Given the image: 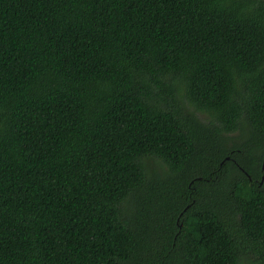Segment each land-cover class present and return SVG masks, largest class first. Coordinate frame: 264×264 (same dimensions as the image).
<instances>
[{
  "label": "trees",
  "instance_id": "1",
  "mask_svg": "<svg viewBox=\"0 0 264 264\" xmlns=\"http://www.w3.org/2000/svg\"><path fill=\"white\" fill-rule=\"evenodd\" d=\"M263 157L264 0H0V264H264Z\"/></svg>",
  "mask_w": 264,
  "mask_h": 264
},
{
  "label": "rangeland",
  "instance_id": "2",
  "mask_svg": "<svg viewBox=\"0 0 264 264\" xmlns=\"http://www.w3.org/2000/svg\"><path fill=\"white\" fill-rule=\"evenodd\" d=\"M151 168L156 169L157 171H161V170H167L168 168L166 167V165H163L162 163L160 164V166H158L155 162H152Z\"/></svg>",
  "mask_w": 264,
  "mask_h": 264
},
{
  "label": "water",
  "instance_id": "3",
  "mask_svg": "<svg viewBox=\"0 0 264 264\" xmlns=\"http://www.w3.org/2000/svg\"><path fill=\"white\" fill-rule=\"evenodd\" d=\"M262 170H264V157H263V162H262ZM263 177H264V174H262V178L261 179H263Z\"/></svg>",
  "mask_w": 264,
  "mask_h": 264
}]
</instances>
